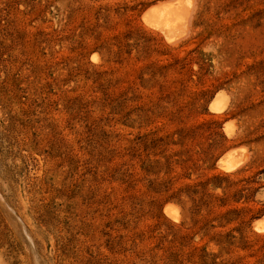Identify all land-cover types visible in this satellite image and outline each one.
<instances>
[{
	"label": "rangeland",
	"instance_id": "374dc122",
	"mask_svg": "<svg viewBox=\"0 0 264 264\" xmlns=\"http://www.w3.org/2000/svg\"><path fill=\"white\" fill-rule=\"evenodd\" d=\"M161 1L0 0V264H264V0Z\"/></svg>",
	"mask_w": 264,
	"mask_h": 264
},
{
	"label": "bare ground",
	"instance_id": "6f19581e",
	"mask_svg": "<svg viewBox=\"0 0 264 264\" xmlns=\"http://www.w3.org/2000/svg\"><path fill=\"white\" fill-rule=\"evenodd\" d=\"M190 14V2H187V0H173L161 1L149 6L142 18L145 25L159 34L166 43L175 44L187 32ZM227 105V99L220 96L213 99L210 109L216 114L223 113ZM240 164L239 160L233 158V154H226L220 160V168L226 172L235 171ZM165 213L174 220L179 219L174 208L170 206ZM255 227L257 230L264 232V216L256 221Z\"/></svg>",
	"mask_w": 264,
	"mask_h": 264
}]
</instances>
